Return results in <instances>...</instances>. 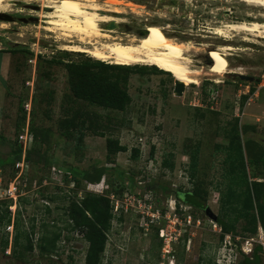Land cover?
I'll list each match as a JSON object with an SVG mask.
<instances>
[{"label": "rangeland", "instance_id": "obj_1", "mask_svg": "<svg viewBox=\"0 0 264 264\" xmlns=\"http://www.w3.org/2000/svg\"><path fill=\"white\" fill-rule=\"evenodd\" d=\"M96 1L104 8L102 15L118 20L114 29L111 23L102 25L107 35L130 43L133 38L147 37L148 27L158 25L170 38L190 44L192 67L203 70V75L199 84L186 85L179 96L174 74L156 71V66H129L134 69L122 83L132 98L126 111L80 101L72 91L66 66L98 60L63 49L74 44L59 32L46 30L51 24L43 15L52 10L47 11L43 1L4 2L0 6V137L8 143L1 145L2 156L7 158L16 144L25 153L21 137L28 130L45 128L52 131L51 146L34 139L26 149L46 153L54 164L51 171L26 160L15 168H0V210L6 208L3 202L10 201L13 220L10 226L0 221V264H86L89 245L83 233L69 228L68 210L72 202H81L92 193L93 187L74 183L60 166L113 169L95 187L96 192L110 199L114 195L124 203L122 214L114 215L107 232L102 264H243L258 245L264 246V229L258 223L257 232L246 231L256 227L252 217L232 212L225 202L231 194L245 193L253 182L264 179L261 161L256 162L254 155L264 154V38L251 37L246 42L245 34L226 39L214 32L227 24L254 22L264 9L239 0ZM221 46L236 48L229 57L233 73L223 76L215 75L213 68V54ZM137 67L146 69L137 71ZM122 71L117 70L124 76ZM68 122L78 133H85L81 147L62 137L60 125ZM236 126L246 169L240 167L243 158L232 164L237 154L228 149ZM102 135L119 140L128 151L110 163L107 138ZM53 167L60 172L56 176ZM13 182L21 183L23 196L17 200L5 193ZM194 190H200L207 207L219 218L235 225V238L222 239L220 225L204 210L178 201L176 193ZM95 191L92 194H99ZM150 213H160L161 219L143 227V217ZM15 219L33 235V252L26 250L24 240L15 246ZM56 229L62 231L57 252L42 255L41 236ZM163 229L168 233L165 239ZM261 257L264 264V253Z\"/></svg>", "mask_w": 264, "mask_h": 264}, {"label": "trees", "instance_id": "obj_2", "mask_svg": "<svg viewBox=\"0 0 264 264\" xmlns=\"http://www.w3.org/2000/svg\"><path fill=\"white\" fill-rule=\"evenodd\" d=\"M69 72L70 85L76 99L87 102L91 105L100 106L102 108L111 109L114 111L124 112L132 103V98L126 87L122 86V83L127 82L128 72L134 68L129 66L109 65L104 62L93 61L91 59H84L76 63H70L66 66ZM146 68L137 67L136 70L143 71ZM117 70H123V74L117 72ZM154 70L164 72L159 67H154ZM250 126H246L249 129ZM82 128V127H81ZM61 135L69 142H73L75 146L81 147L85 141V133L77 132L76 127L71 126V122L61 124ZM86 131V129H84ZM31 134L34 136L35 141L41 142V144L47 145V148L51 146L52 131L50 129H32ZM101 137L107 138L102 135ZM7 139L0 137V168L12 167L22 162L24 159L27 162L35 163L37 165H43L49 171L54 161L48 157L46 153L41 154L36 149L26 151L24 153L23 147L20 144H16V147L9 154L7 158L3 157L1 145L7 144ZM229 151L235 150L237 158L231 160L233 165L235 161L243 158V145L239 135L237 126L234 127L233 134L230 137ZM128 149L122 146L119 140L112 137L107 138V152L108 161L114 163V157L119 153H125ZM138 154V151H136ZM254 150L250 154H253ZM256 162L261 161L264 174V154L259 156L254 153ZM138 156L134 157L137 160ZM66 173L67 178L72 175V179L75 183L81 184L86 182L89 184H99L102 180L111 172L112 168L100 167L95 168L93 171L80 170L77 168H66L60 166ZM240 167L246 169L245 160L241 162ZM43 177L41 178V180ZM122 194V193H121ZM169 194V193H168ZM177 199L180 203L187 206H191L195 209L205 211L207 203L202 197L200 190H194L189 192L176 193ZM230 199L225 202V205L230 206L232 212L244 215L245 217L250 215L252 217V223L256 224L253 230L245 228L246 231L257 232V224L261 223L264 229V179L261 182H253L252 188L247 187L245 193H233L229 197ZM12 201V200H11ZM12 203V202H11ZM4 210H0V221L6 222L8 226L13 223L12 214L10 212V201L3 202ZM114 207L112 206L111 199L106 195L101 194H88L81 202H72L68 210V226L71 231H80L84 234V238L89 245L86 264H102V257L106 252L108 244L107 232L112 228V221L114 218ZM48 211H50L48 209ZM258 212L257 215L252 216L251 212ZM122 221V219H119ZM14 227L16 231L15 246H19L20 242L24 240L27 243L26 250L29 252L34 251L33 236L26 230L22 229L19 220H14ZM218 224L222 228L221 238L224 239L228 235H232L235 238L236 227L223 218H219ZM49 226H45L48 229ZM56 228V226H55ZM33 233H34V227ZM62 239L61 230H53L49 232L46 230L40 238L39 247L42 255L52 256L58 250V244ZM9 242H6V245ZM18 257H23L22 252H17ZM264 253V246L258 245L252 256H246L243 264H262L261 254Z\"/></svg>", "mask_w": 264, "mask_h": 264}, {"label": "bare ground", "instance_id": "obj_3", "mask_svg": "<svg viewBox=\"0 0 264 264\" xmlns=\"http://www.w3.org/2000/svg\"><path fill=\"white\" fill-rule=\"evenodd\" d=\"M7 0H0V6ZM26 1V0H25ZM43 1V7L52 10L43 15L50 32H59L63 39L74 45H65L64 50L83 52L94 59L111 62L120 66H157L165 72L172 73L176 80L187 86L199 84L203 70L192 67L189 56L190 44L180 43L170 38L164 29L158 25L148 27L147 37L130 43L116 41L107 35L103 24H118L117 18L102 15L103 6L96 0H38ZM250 6L264 9V0H239ZM113 12V11H112ZM251 23L227 24L216 29L214 34L226 39H233V34H245L246 42L251 37L264 38V14ZM109 33V32H108ZM108 40V41H106ZM257 41V40H256ZM193 46V45H192ZM236 48L232 46L218 47L213 54L215 75L223 76L233 73L229 57ZM213 64V61H212ZM220 83V81H217ZM221 84V83H220Z\"/></svg>", "mask_w": 264, "mask_h": 264}, {"label": "built area", "instance_id": "obj_4", "mask_svg": "<svg viewBox=\"0 0 264 264\" xmlns=\"http://www.w3.org/2000/svg\"><path fill=\"white\" fill-rule=\"evenodd\" d=\"M37 58H39V55H37ZM28 130V129H27ZM21 139L22 140H24V143H25V152L27 151V149H28V146L30 145V143L32 144L33 143V141H34V136L31 134V132L28 130L27 131V133H26V135L25 136H22L21 137ZM27 148V149H26ZM23 162H25V159L23 160ZM18 165H21V164H18ZM53 171L55 170V168L53 167V169H52ZM59 170L62 172V169H61V167L59 168ZM55 172V173H54ZM53 172V176H56V174L57 173H60L59 171H54ZM62 174V173H61ZM63 175V174H62ZM67 176V175H66ZM72 179V178H71ZM19 182H13L10 186H9V188H8V190H6L5 191V193H6V197L7 198H9V199H15V200H17L18 198H20V197H22L23 196V194L21 193L20 194V190H19V188H21V183H19ZM75 183V182H74ZM44 184L45 185H47V180H45V182H44ZM36 186H37V184H36ZM91 187H93L92 188V193L96 190V188L95 187H97L98 185H90ZM27 184H25V188L27 189ZM22 189V188H21ZM25 191V190H24ZM26 192V191H25ZM95 193H99V192H96L95 191ZM99 194H101V195H104V193L103 192H101V193H99ZM111 200H112V202H116V203H114L113 204V206H114V209H113V211H114V215L116 214V215H121L122 214V207H124V203H122V202H120V201H116V199H115V196L113 195L112 197H111ZM116 204V205H115ZM126 206V205H125ZM128 209H129V205L127 204V206H126V211H128ZM143 214L144 213H146L145 211L144 212H142ZM144 218V221H143V223H142V226L143 227H149L150 226V224H152V223H154L155 222V220L156 219H161V214L160 213H150V214H148V217H146V216H144L143 217ZM191 222V221H190ZM214 223V222H213ZM216 223V222H215ZM218 228V226H217V224H216V228L215 229H217ZM262 231V236H263V238H264V233H263V230H261ZM219 232L221 233L222 232V228L220 227L219 228ZM166 236H168V233L166 232V230H162L161 231V237L163 238V239H165L166 238ZM166 243L169 245L170 244V240L169 239H166ZM170 246V245H169ZM167 252V251H166ZM168 253H170V252H168Z\"/></svg>", "mask_w": 264, "mask_h": 264}, {"label": "water", "instance_id": "obj_5", "mask_svg": "<svg viewBox=\"0 0 264 264\" xmlns=\"http://www.w3.org/2000/svg\"><path fill=\"white\" fill-rule=\"evenodd\" d=\"M111 29L115 28V24L111 23ZM211 64V63H210ZM186 89V85L183 83H180L178 81H176V88H175V92L179 95V96H183L184 92ZM205 212L207 214V216L212 219L213 222L218 223L219 221V217L213 212V210L210 207H207L205 209Z\"/></svg>", "mask_w": 264, "mask_h": 264}, {"label": "flooded vegetation", "instance_id": "obj_6", "mask_svg": "<svg viewBox=\"0 0 264 264\" xmlns=\"http://www.w3.org/2000/svg\"><path fill=\"white\" fill-rule=\"evenodd\" d=\"M48 11V10H47ZM208 57V56H207Z\"/></svg>", "mask_w": 264, "mask_h": 264}]
</instances>
